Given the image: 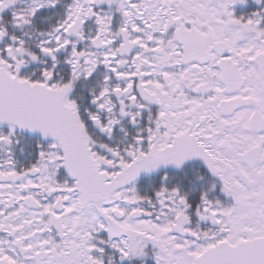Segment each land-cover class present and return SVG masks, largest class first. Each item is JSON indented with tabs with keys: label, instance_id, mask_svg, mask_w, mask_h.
I'll return each instance as SVG.
<instances>
[{
	"label": "snow or ice",
	"instance_id": "obj_1",
	"mask_svg": "<svg viewBox=\"0 0 264 264\" xmlns=\"http://www.w3.org/2000/svg\"><path fill=\"white\" fill-rule=\"evenodd\" d=\"M0 264H264V0H0Z\"/></svg>",
	"mask_w": 264,
	"mask_h": 264
}]
</instances>
